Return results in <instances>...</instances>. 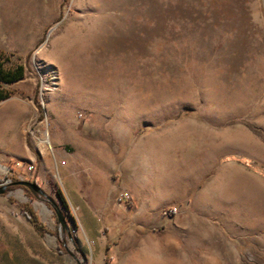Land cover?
<instances>
[{
	"label": "rangeland",
	"instance_id": "1",
	"mask_svg": "<svg viewBox=\"0 0 264 264\" xmlns=\"http://www.w3.org/2000/svg\"><path fill=\"white\" fill-rule=\"evenodd\" d=\"M0 68V264H264V0H0Z\"/></svg>",
	"mask_w": 264,
	"mask_h": 264
},
{
	"label": "crops",
	"instance_id": "2",
	"mask_svg": "<svg viewBox=\"0 0 264 264\" xmlns=\"http://www.w3.org/2000/svg\"><path fill=\"white\" fill-rule=\"evenodd\" d=\"M70 144L74 149L76 157L72 159L70 158L68 161L69 176L67 181L69 184V192L68 194H66L64 190L61 191L70 205L72 203L71 201L76 199L80 201L79 203H77V206L82 207V196H85L84 194H86V192L89 190L88 185L91 182L89 179L90 177L86 172V168H88L89 166L94 167V165H97V167H99L100 165L99 160H88L85 157V152L87 151V149L99 151L101 150V148L95 146H87V138L82 136H76L72 138L70 140ZM40 159L37 155L30 154L27 151L24 152V160L28 164H39L40 162H42V160ZM105 176L107 177V175L102 174L101 171L91 175V177L93 178V180H95L97 184H107L108 182L105 180ZM110 187L112 186L110 185Z\"/></svg>",
	"mask_w": 264,
	"mask_h": 264
},
{
	"label": "trees",
	"instance_id": "3",
	"mask_svg": "<svg viewBox=\"0 0 264 264\" xmlns=\"http://www.w3.org/2000/svg\"><path fill=\"white\" fill-rule=\"evenodd\" d=\"M22 75H23V72H22V69H20V68L15 72H7V73H5L0 68V81L5 82L6 84H12V83L18 81L19 79L22 78ZM5 98H6L5 95L0 94V101L5 99ZM9 190H10V188H9ZM54 192H55L56 196L58 197L61 205L64 208H67L68 204H67V201H66L62 191L54 188ZM22 209L25 212V214L27 215V217L29 218V220L31 221V223L35 226V228L39 232H42L44 230L43 224L39 221L38 217L34 214V212L29 207H23Z\"/></svg>",
	"mask_w": 264,
	"mask_h": 264
},
{
	"label": "water",
	"instance_id": "4",
	"mask_svg": "<svg viewBox=\"0 0 264 264\" xmlns=\"http://www.w3.org/2000/svg\"><path fill=\"white\" fill-rule=\"evenodd\" d=\"M15 186L27 188L31 192L37 193L41 196H45V197L47 196L45 191L36 183H32L29 181H23V180L12 182L11 180H8V179L4 183L0 184V195H5L10 187H15ZM49 201L55 210V213L58 218V222L68 232L70 238H72L69 225L66 220L65 213L58 207V205L53 200H49Z\"/></svg>",
	"mask_w": 264,
	"mask_h": 264
},
{
	"label": "bare ground",
	"instance_id": "5",
	"mask_svg": "<svg viewBox=\"0 0 264 264\" xmlns=\"http://www.w3.org/2000/svg\"><path fill=\"white\" fill-rule=\"evenodd\" d=\"M229 21V20H228ZM222 22H220L219 24H217V25H220ZM226 24V27H227V30L230 32V33H235V32H237V31H239L240 30V28H238V26L236 25V23H228V22H226L225 23ZM220 27H218V29H219ZM121 39H123V37L121 36ZM22 111H23V109H22ZM24 112V111H23ZM49 150H51V149H49ZM251 208V207H250ZM260 210L262 211V208H258V207H252V210L250 211V213H249V215L251 216V215H256L257 213H260ZM264 210V209H263ZM133 239L135 240V242L137 243V242H139V240H140V237H139V234H137V233H135V232H130V233H128L126 236H125V239H124V245L126 244V243H128L129 241L131 242V243H133ZM97 264H101L100 262H97Z\"/></svg>",
	"mask_w": 264,
	"mask_h": 264
},
{
	"label": "built area",
	"instance_id": "6",
	"mask_svg": "<svg viewBox=\"0 0 264 264\" xmlns=\"http://www.w3.org/2000/svg\"><path fill=\"white\" fill-rule=\"evenodd\" d=\"M32 168V167H31Z\"/></svg>",
	"mask_w": 264,
	"mask_h": 264
}]
</instances>
